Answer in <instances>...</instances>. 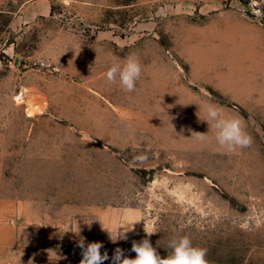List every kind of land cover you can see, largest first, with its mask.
Here are the masks:
<instances>
[{
	"label": "rangeland",
	"instance_id": "rangeland-1",
	"mask_svg": "<svg viewBox=\"0 0 264 264\" xmlns=\"http://www.w3.org/2000/svg\"><path fill=\"white\" fill-rule=\"evenodd\" d=\"M218 11L235 12L224 0H53L24 22L0 11V264H79L80 237L129 258L147 238L163 258L184 235L208 264H264V87L228 75ZM129 56L133 92L103 76ZM207 104L252 143L221 148Z\"/></svg>",
	"mask_w": 264,
	"mask_h": 264
},
{
	"label": "clouds",
	"instance_id": "clouds-1",
	"mask_svg": "<svg viewBox=\"0 0 264 264\" xmlns=\"http://www.w3.org/2000/svg\"><path fill=\"white\" fill-rule=\"evenodd\" d=\"M141 71L142 67L138 58L129 56L123 61L113 62L103 76L109 83L118 81L122 90L133 92ZM201 120L213 129L214 139L221 148L235 151L246 148L252 143L251 136L245 131L243 120L238 116L226 114L224 109L218 105L207 104ZM199 139L205 141L207 139L205 133H201ZM132 228L133 223L124 224L122 228L115 230L114 237L108 232L109 237L113 242L126 239V233ZM75 233H79L78 224ZM76 244L81 249L79 264H104V261H110V264H208L206 249L195 246L187 235L170 241L168 245L170 252L163 258L147 238L138 243L133 242L131 250L136 254L133 258L124 255V250L120 248H116L109 257L106 251L101 252L102 242L85 243L84 237H80Z\"/></svg>",
	"mask_w": 264,
	"mask_h": 264
},
{
	"label": "crops",
	"instance_id": "crops-1",
	"mask_svg": "<svg viewBox=\"0 0 264 264\" xmlns=\"http://www.w3.org/2000/svg\"><path fill=\"white\" fill-rule=\"evenodd\" d=\"M52 2L53 0H0V11L8 12L13 15L12 19H22L24 22L49 15ZM212 18L219 20L212 31H219L221 42L224 39L220 52L228 62L225 65L228 75L236 74L239 69L242 74L245 71L251 72L257 78V83H262L264 87V26L248 21L236 12H213ZM219 67L224 66L220 63ZM261 93L264 94L263 91Z\"/></svg>",
	"mask_w": 264,
	"mask_h": 264
},
{
	"label": "built area",
	"instance_id": "built-area-1",
	"mask_svg": "<svg viewBox=\"0 0 264 264\" xmlns=\"http://www.w3.org/2000/svg\"><path fill=\"white\" fill-rule=\"evenodd\" d=\"M239 15L264 25V0H224Z\"/></svg>",
	"mask_w": 264,
	"mask_h": 264
},
{
	"label": "bare ground",
	"instance_id": "bare-ground-1",
	"mask_svg": "<svg viewBox=\"0 0 264 264\" xmlns=\"http://www.w3.org/2000/svg\"><path fill=\"white\" fill-rule=\"evenodd\" d=\"M163 98V97H162Z\"/></svg>",
	"mask_w": 264,
	"mask_h": 264
}]
</instances>
